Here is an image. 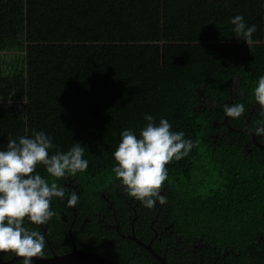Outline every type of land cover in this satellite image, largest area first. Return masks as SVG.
<instances>
[{"label":"trees","instance_id":"1","mask_svg":"<svg viewBox=\"0 0 264 264\" xmlns=\"http://www.w3.org/2000/svg\"><path fill=\"white\" fill-rule=\"evenodd\" d=\"M237 14L256 25L250 46ZM261 75L264 0H0V150L43 131L61 151L81 143L88 166L115 177L120 133L165 118L195 145L167 165L178 228L232 245L245 264L263 249L264 150L210 134L224 116L241 125ZM234 103L246 109L238 119L224 113ZM252 121L264 123V108Z\"/></svg>","mask_w":264,"mask_h":264},{"label":"clouds","instance_id":"2","mask_svg":"<svg viewBox=\"0 0 264 264\" xmlns=\"http://www.w3.org/2000/svg\"><path fill=\"white\" fill-rule=\"evenodd\" d=\"M236 37L247 46L252 44L256 25H247L244 16L237 14L230 19ZM253 98L264 108V75H261L252 90ZM246 109L243 103H234L224 108L227 117L238 119ZM148 122L139 132L125 129L113 152L116 162L112 171L130 197L145 207L153 208L157 201L167 203L161 195L168 177L167 165L186 157L194 142L185 138L183 131H173L165 118L154 122L146 114ZM264 135V123L254 129ZM56 149L50 155L49 150ZM81 143L74 144L66 152L52 142V137L43 131H33L32 136L9 139L5 150H0V253H13L23 259V264H33L45 256L46 238L40 231L25 226L26 220L34 225H45L56 215L51 203L54 198L65 199V189L56 181L69 175L85 172L88 160ZM44 166L49 179L42 176L38 166ZM79 196L75 191L67 197V205L75 207Z\"/></svg>","mask_w":264,"mask_h":264},{"label":"flooded vegetation","instance_id":"3","mask_svg":"<svg viewBox=\"0 0 264 264\" xmlns=\"http://www.w3.org/2000/svg\"><path fill=\"white\" fill-rule=\"evenodd\" d=\"M203 98L197 97V107L205 106L207 101ZM249 104L241 125L225 123L223 118L214 119L212 126L218 127L210 134L213 139L233 135L238 138L243 134L241 150L248 153L264 150V135L255 134L258 124L252 121L260 107L256 102L249 101ZM109 171L103 175L94 166H88L85 172L60 180L65 199L51 203L58 221L53 222L51 218L45 225H35L46 238L45 256L76 248L97 252L116 264H161V258L166 264H245V260L238 261L232 245L219 248L215 238L207 234L180 230L165 184L160 194L166 196L167 203L161 205L157 201L153 208H147L130 197L125 186ZM73 191L79 196L74 208L67 205V197ZM28 223L26 220V227ZM254 241L261 243L263 249H258L253 262L264 264V232L257 233ZM0 264H23V259L13 253H0Z\"/></svg>","mask_w":264,"mask_h":264},{"label":"water","instance_id":"4","mask_svg":"<svg viewBox=\"0 0 264 264\" xmlns=\"http://www.w3.org/2000/svg\"><path fill=\"white\" fill-rule=\"evenodd\" d=\"M223 121L227 122L226 117ZM161 264H166L165 260L161 258ZM77 262H86L90 264H116L110 258L98 254L91 250H83L73 248L68 252L62 254H52L51 256H44L42 259H35L33 264H72Z\"/></svg>","mask_w":264,"mask_h":264}]
</instances>
